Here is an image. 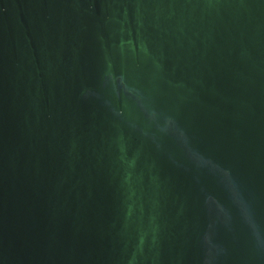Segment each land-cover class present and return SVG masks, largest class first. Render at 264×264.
Returning a JSON list of instances; mask_svg holds the SVG:
<instances>
[{
  "label": "water",
  "instance_id": "1",
  "mask_svg": "<svg viewBox=\"0 0 264 264\" xmlns=\"http://www.w3.org/2000/svg\"><path fill=\"white\" fill-rule=\"evenodd\" d=\"M0 264H264V0H0Z\"/></svg>",
  "mask_w": 264,
  "mask_h": 264
}]
</instances>
